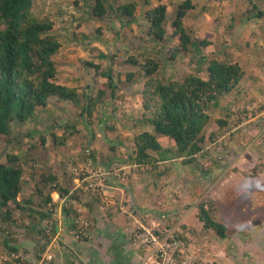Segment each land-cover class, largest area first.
<instances>
[{
	"label": "rangeland",
	"instance_id": "374dc122",
	"mask_svg": "<svg viewBox=\"0 0 264 264\" xmlns=\"http://www.w3.org/2000/svg\"><path fill=\"white\" fill-rule=\"evenodd\" d=\"M73 2L62 0L63 19L75 14ZM192 3L191 14L207 4L206 0ZM219 6L223 18L209 29L208 12L184 20L190 37L205 39L208 45L186 50L183 61L178 65L169 61L160 73L167 79L192 73L206 80L212 61L227 60L238 64L244 75L228 94H219L216 105H207L204 133L214 136L206 138L194 155L195 164L179 166L182 156L158 161L157 169L149 171V164L139 167L127 158L133 152L134 136L152 131L141 122L142 82L123 87L115 99H99L96 116L89 120L84 113L85 129L75 131L65 145L47 139L41 146L40 133L61 134L65 123L77 122L83 106L95 100L93 81L106 85L105 79L83 71L79 78L82 85L90 83L89 89L76 90L72 99L76 102L50 98L47 125L36 130L28 151L18 152L16 160L9 162L22 170L16 201L34 213L8 204L5 219L4 206L0 207V264H264V32L259 29L264 17L239 22L244 11H264V0H221ZM55 11L51 8L50 14ZM89 23L94 24L80 26L78 33H94L100 24ZM109 32H103L106 47L93 46L113 55L116 40ZM254 35L259 38L257 49L251 45ZM61 48L57 58L65 62L64 67L71 62L76 68L79 59H90L81 47ZM155 138L163 149L174 146L169 138ZM3 147L0 161L7 163L10 158ZM150 155L158 160L156 152ZM169 163L173 168L165 172ZM44 173L52 180L46 187L40 182ZM62 189L76 192L77 197L59 195ZM46 198L50 202H44ZM200 204L226 225L225 239L202 230L197 219ZM175 234L186 237V243L174 240Z\"/></svg>",
	"mask_w": 264,
	"mask_h": 264
},
{
	"label": "trees",
	"instance_id": "16d2710c",
	"mask_svg": "<svg viewBox=\"0 0 264 264\" xmlns=\"http://www.w3.org/2000/svg\"><path fill=\"white\" fill-rule=\"evenodd\" d=\"M38 1L0 0V147L4 145V154L10 158L7 163L0 161V207L4 206L5 219H8V204H15L21 211L27 209L29 213L33 212L25 205L19 207L16 201L21 191L22 170L10 164L14 162L11 160H16L18 152L28 151L33 145L36 130L47 125L45 111H49L50 98L76 102L72 100L74 92L89 89L87 86L90 83L81 84L79 75L83 71L105 79L106 85H97L93 81L97 88L95 100L83 106L77 115V122L65 123L61 134L52 132L48 137L40 133L41 146L46 144L47 139L53 145H65L75 131L85 129L84 113L89 120L96 116L95 105L99 99L104 96L115 99L126 86L142 82L141 122L150 126L152 131H142L134 136L133 152L127 158L139 167L149 164V171L157 169L158 161L182 156L185 159L179 162V166L195 164L194 155L202 150L208 137L211 139L214 136L209 134L206 137L204 133L209 121L207 105H216L219 94H228L244 75L238 64L227 60L220 63L212 61L207 67L206 80L192 73H181L178 78L167 79L160 77V73L170 65L169 61L177 65L183 61L186 50L208 45L205 39L190 37V28L185 26L184 20L208 12L210 21L206 25L209 29L212 23L223 18L219 6L221 0H206V7L200 6L199 12L193 14L195 5L192 0H74L75 14H71L68 20L63 19L66 11L60 6L62 0H50L51 7L47 0ZM51 8H56L53 16ZM252 9L256 7L253 5ZM109 12L112 14L107 19ZM242 15L244 17L239 22L251 23L264 17V11L257 10L252 14L250 9ZM92 20L95 24L100 23L95 32L79 34V27L94 24L89 23ZM109 30L114 33L113 42L116 40L113 55L103 54L93 46L94 43L106 45L103 32L110 33ZM228 30L229 27L226 28ZM258 39L256 35L252 37L253 48H258ZM61 46L81 47L90 53V59H79L80 66L76 68L71 62L64 67L65 62L57 58L62 53ZM96 51L97 54L94 53ZM41 114L43 118L38 119ZM156 136L171 139L174 143L172 149H163ZM150 151L156 152L158 160L152 159ZM173 165L166 164L165 172ZM47 174L40 178L44 187L52 182ZM58 193L71 199L77 197L76 192L70 194L66 189ZM50 200L46 198L44 202ZM208 204L210 206L212 202ZM210 208L206 209L204 204L197 207V219L202 230L213 232L218 240L225 239L227 227L212 215ZM41 217L45 216L42 214ZM175 239L186 243L187 238L175 234Z\"/></svg>",
	"mask_w": 264,
	"mask_h": 264
},
{
	"label": "crops",
	"instance_id": "0c3cea01",
	"mask_svg": "<svg viewBox=\"0 0 264 264\" xmlns=\"http://www.w3.org/2000/svg\"><path fill=\"white\" fill-rule=\"evenodd\" d=\"M260 22H261L260 24L262 25L263 21L261 20ZM253 24H254V23H253ZM249 26H250V25H249ZM245 27L247 28V27H248V25H246ZM261 27H263V28H259V29H262V31L264 32V25H263V26H261ZM246 28H245V29H246ZM220 164H222V163H220Z\"/></svg>",
	"mask_w": 264,
	"mask_h": 264
},
{
	"label": "built area",
	"instance_id": "2783aa9c",
	"mask_svg": "<svg viewBox=\"0 0 264 264\" xmlns=\"http://www.w3.org/2000/svg\"><path fill=\"white\" fill-rule=\"evenodd\" d=\"M152 240H153V241H155V238H154V237H152Z\"/></svg>",
	"mask_w": 264,
	"mask_h": 264
}]
</instances>
